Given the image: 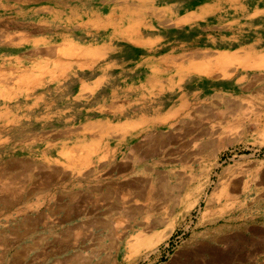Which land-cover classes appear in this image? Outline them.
<instances>
[{
	"label": "rangeland",
	"instance_id": "374dc122",
	"mask_svg": "<svg viewBox=\"0 0 264 264\" xmlns=\"http://www.w3.org/2000/svg\"><path fill=\"white\" fill-rule=\"evenodd\" d=\"M0 34V175L37 193L0 224L40 227L0 236V264H241L260 248L237 237L264 231V69L206 78L188 58L264 54V0H0ZM132 139L151 146L131 173L115 146Z\"/></svg>",
	"mask_w": 264,
	"mask_h": 264
},
{
	"label": "bare ground",
	"instance_id": "6f19581e",
	"mask_svg": "<svg viewBox=\"0 0 264 264\" xmlns=\"http://www.w3.org/2000/svg\"><path fill=\"white\" fill-rule=\"evenodd\" d=\"M128 10V9H127ZM123 13V12H122ZM126 13V12H125ZM175 20V19H174ZM185 20L183 19H180L176 24L178 23H182L184 22ZM115 24V23H114ZM5 25V24H4ZM115 26H117L115 24ZM132 27V26H131ZM7 35V34H6ZM3 35L0 34V41H1V37ZM5 36V35H4ZM4 41L3 42H7L8 38L5 37V39H3ZM10 43H13L12 41H10ZM70 44V43H69ZM68 44V45H69ZM15 45V44H14ZM68 48V47H67ZM67 48H63L64 50H66ZM70 50H71V54L73 53L74 56H81L82 54H84L85 51H83L82 49H79L78 47L76 46H72L70 45ZM68 48V49H69ZM63 50V51H64ZM61 51V50H60ZM62 51V52H63ZM34 52V51H33ZM44 52V51H43ZM68 52V51H67ZM67 52H64V53H67ZM203 52V51H202ZM87 53V52H86ZM42 55V52L40 53ZM48 54L51 56L53 54H56V52H53V50L49 51ZM60 54V53H59ZM63 53H61L62 55ZM55 56V55H54ZM69 56V55H68ZM58 57V56H57ZM92 57V56H91ZM191 62L195 61L196 59H201V60H204L205 62H199V63H196V64H193V63H190L193 68V71L196 72V73H199V74H202L204 76L207 77H215V78H220V77H228L231 75L232 72L238 70V69H264L262 67H264V54H260V55H257V56H253V54L251 53H248V52H245V55L244 56H241L239 52H228V51H219V52H215V53H207V52H204V53H196V54H192L190 58H188ZM187 59V61H188ZM178 60V59H177ZM54 61V60H52ZM58 61V60H57ZM93 62V61H92ZM173 62V61H172ZM176 62V61H175ZM174 62V63H175ZM59 63V62H58ZM178 63V67H182V61L181 62H177ZM176 63V64H177ZM56 64V63H55ZM235 64H238V65H235ZM232 65H235L236 66V69L233 70L231 67ZM59 67L61 65H58ZM56 66V67H58ZM64 67V66H63ZM171 67V66H170ZM62 68V66H61ZM173 68V67H172ZM38 69V68H37ZM44 69V68H43ZM158 69V68H157ZM40 70V69H39ZM38 70V71H39ZM167 70H169L167 68ZM2 71V70H1ZM172 71V70H171ZM180 71V70H179ZM184 71V70H183ZM13 73V72H12ZM180 73V72H178ZM217 73H220V74H217ZM234 74V73H233ZM1 75V73H0ZM26 76V75H25ZM180 76L181 73H180ZM2 78H4L3 76H0ZM179 77V76H178ZM183 77V76H182ZM181 77V78H182ZM10 78V77H9ZM14 78V77H13ZM16 79V78H15ZM180 79V78H179ZM178 79V80H179ZM9 81V79H7ZM19 80V79H18ZM29 80V79H28ZM182 80V79H181ZM30 81V80H29ZM19 82V81H18ZM10 83H11V80H10ZM13 83V82H12ZM170 83V82H169ZM6 84V82H5ZM167 87V86H166ZM173 87V86H172ZM170 89V88H169ZM3 92V91H2ZM185 94V93H184ZM196 94V93H195ZM194 94V95H195ZM193 96V95H192ZM14 97V96H13ZM186 97V95H185ZM201 97L199 96V99ZM197 99V98H195ZM180 101V100H179ZM201 101V100H200ZM154 102V101H153ZM202 103V102H200ZM167 104V103H166ZM183 104V103H182ZM190 105V104H188ZM203 105V104H202ZM181 106V104H180ZM207 106V104L205 105ZM204 107V106H203ZM181 109H183L182 107H180ZM179 108V109H180ZM209 109V108H208ZM207 109V110H208ZM156 110V109H155ZM173 110V109H172ZM202 111V110H201ZM206 111V110H205ZM156 112V111H155ZM178 112V111H177ZM203 112V111H202ZM207 112V111H206ZM170 114V113H169ZM168 114V116H169ZM176 115V114H175ZM167 116V115H166ZM172 116V115H171ZM178 116V114L176 115ZM175 117V116H174ZM174 117L170 118V119H173ZM165 118V117H164ZM163 118V120H164ZM179 118V117H177ZM176 118V119H177ZM182 118V117H181ZM184 118V117H183ZM154 121V119H153ZM176 121V120H175ZM178 121V120H177ZM173 122V121H172ZM184 122V121H182ZM181 122V123H182ZM153 124V123H152ZM157 124V123H156ZM177 124V122H176ZM109 125V124H107ZM170 125V124H169ZM112 126V125H111ZM172 126V125H171ZM87 127V126H86ZM107 128L105 127H102L101 130L103 132H119V131H123L125 128H121V127H115V128H111V130H109L110 128H108V126H106ZM118 128H121V129H118ZM130 128V127H129ZM149 128V127H148ZM156 128V127H155ZM143 132V131H142ZM155 140V139H154ZM158 139H156V142H157ZM93 141V140H92ZM94 142V141H93ZM153 142V141H152ZM161 142V141H160ZM159 142V143H160ZM155 143V142H154ZM158 143V142H157ZM94 144V143H92ZM98 145V144H97ZM86 146V145H85ZM88 147V146H87ZM68 150V149H67ZM107 151V150H106ZM152 151V150H151ZM83 152V151H82ZM155 152V151H154ZM86 153V152H84ZM97 153V152H96ZM84 155V154H82ZM81 155V156H82ZM83 158V156H82ZM85 158V157H84ZM89 158V157H88ZM9 161V160H8ZM103 161V160H102ZM64 165V164H63ZM79 165V164H78ZM30 165L24 163V162H18V161H10L7 163L5 170L6 168L7 169H10L11 171L12 170H15V169H18V168H28ZM46 167V166H45ZM71 167V166H70ZM75 167V166H73ZM2 169V168H1ZM2 172L4 171L1 170ZM0 171V174L2 173ZM6 172V171H4ZM9 172V171H8ZM11 173V172H10ZM8 175V173H7ZM6 175V177H7ZM9 178V177H8ZM12 178V177H11ZM13 179V178H12ZM9 180V179H8ZM16 180V178H15ZM7 179L5 178L4 175H0V182H4L3 184L5 185H2V188L0 189V195H3L4 196H0V205H2L3 207L1 209H16L18 206L22 205L24 203V201H26L27 197H34V193L37 195L36 192H31L33 191V189L30 191V194L27 193V195H25V192L24 194H21L20 192H16V191H12V189H10V186H12V184L10 183V181H7ZM33 184V183H32ZM29 192V191H28ZM29 194V195H28ZM26 199V200H25ZM5 209V210H6ZM69 211V210H68ZM24 222V221H23ZM37 222V221H36ZM33 223V222H32ZM150 228V226H149ZM40 231V227L37 226V225H34V224H30V223H19V224H16V225H13V226H3L2 224H0V236L1 237H4L3 241H6L9 243L6 235L8 234H14L15 236V239L20 243V242H35L36 243V237H37V232ZM39 237V236H38ZM138 239V237H137ZM28 240V241H26ZM24 242V243H25ZM152 243V242H151ZM27 246V245H25ZM30 246V245H29ZM12 248V247H11ZM23 248V247H22ZM21 248V249H22ZM157 248V247H155ZM9 249V248H8ZM17 249V248H16ZM34 249V248H33ZM16 251V250H15ZM29 250L27 249H22V250H19L17 252H15L13 254V257H22V256H26L27 252ZM31 251V250H30Z\"/></svg>",
	"mask_w": 264,
	"mask_h": 264
},
{
	"label": "crops",
	"instance_id": "0c3cea01",
	"mask_svg": "<svg viewBox=\"0 0 264 264\" xmlns=\"http://www.w3.org/2000/svg\"><path fill=\"white\" fill-rule=\"evenodd\" d=\"M202 9H206L207 10L206 14L204 15V17H205L208 14V12H209V6L208 5H202L199 10L188 12L187 14L182 15V17L180 19L184 18L186 15H189V14H191L193 12H195L196 14H199V13H201ZM199 20H201V19L193 20L192 22L185 23L184 25L188 26V25H191V24H193V23H195V22H197ZM133 39H141L140 38V34H137V33L133 34L132 35V40ZM137 46L140 47L142 45L138 44ZM151 78L152 77H148V78H146L144 80V82L140 81L138 83H135L136 84L135 87L139 89V88L143 87L144 85H147V82H149V80H151ZM132 87H133V85H132ZM133 136L134 135H132V138H133ZM140 143H142L141 140L134 141V139H132V142L129 145H118V146H115V149L119 148V149H125L126 150L124 155H126V157L128 158V163L130 165L129 166V171L131 173H132V162L133 163H137V162H139L138 158H146V157H148V153H149L148 150H149L151 145L148 147L146 144H140ZM119 144H122V143L119 142ZM256 218H257V220L258 219H260V220L262 219L263 220L262 227L264 228V209L262 211L261 210L257 211ZM245 227H247V226H245ZM248 228L249 227H247V229ZM236 233H241L240 229H238V231ZM244 238L245 237H241V236L237 237V239H240L239 243L247 242L249 244L252 241L253 244L254 243H256L257 245L259 244L260 248L248 246L245 249V247H242V248L240 247V249H237V250H238L239 253L241 252V254H239V256H235L234 257V258H239V260H231L232 261L231 263L239 262L241 264H260L259 262H256V259H254L253 256H256V258H257L260 255L259 253L263 252L264 246H262V245H264V231H262V232L259 231V230L256 231V235L253 236V237H250L249 240L245 241ZM145 240L147 242V239H145ZM256 244H254V245H256ZM245 250H246V253L248 252V254L243 256V254H245ZM232 254H233V252H232ZM240 255H242V256L240 257Z\"/></svg>",
	"mask_w": 264,
	"mask_h": 264
},
{
	"label": "trees",
	"instance_id": "16d2710c",
	"mask_svg": "<svg viewBox=\"0 0 264 264\" xmlns=\"http://www.w3.org/2000/svg\"><path fill=\"white\" fill-rule=\"evenodd\" d=\"M201 24H203V25H204L205 23H201ZM221 47H226V46H221Z\"/></svg>",
	"mask_w": 264,
	"mask_h": 264
}]
</instances>
